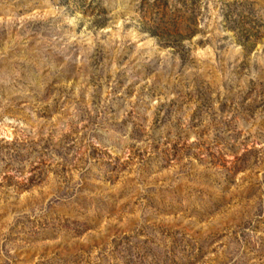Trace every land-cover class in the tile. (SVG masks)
I'll use <instances>...</instances> for the list:
<instances>
[{"label": "rangeland", "instance_id": "374dc122", "mask_svg": "<svg viewBox=\"0 0 264 264\" xmlns=\"http://www.w3.org/2000/svg\"><path fill=\"white\" fill-rule=\"evenodd\" d=\"M0 264H264V0H0Z\"/></svg>", "mask_w": 264, "mask_h": 264}]
</instances>
